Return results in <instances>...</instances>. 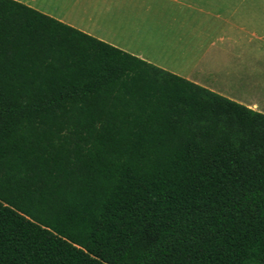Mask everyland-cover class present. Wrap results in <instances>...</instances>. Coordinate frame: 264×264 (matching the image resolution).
Masks as SVG:
<instances>
[{"label": "trees", "instance_id": "1", "mask_svg": "<svg viewBox=\"0 0 264 264\" xmlns=\"http://www.w3.org/2000/svg\"><path fill=\"white\" fill-rule=\"evenodd\" d=\"M0 264H264V114L0 0Z\"/></svg>", "mask_w": 264, "mask_h": 264}, {"label": "crops", "instance_id": "2", "mask_svg": "<svg viewBox=\"0 0 264 264\" xmlns=\"http://www.w3.org/2000/svg\"><path fill=\"white\" fill-rule=\"evenodd\" d=\"M14 1L264 114V23L237 27L205 0ZM203 15L227 27L208 35Z\"/></svg>", "mask_w": 264, "mask_h": 264}, {"label": "rangeland", "instance_id": "3", "mask_svg": "<svg viewBox=\"0 0 264 264\" xmlns=\"http://www.w3.org/2000/svg\"><path fill=\"white\" fill-rule=\"evenodd\" d=\"M212 2V5L210 4ZM204 9H211L212 13L219 12L222 15V18L226 20L229 19L232 23H234L237 27H246L251 30L259 29L260 24L264 23V0H205ZM209 8V9H207ZM210 11V10H209ZM210 11V12H211ZM188 12H191L188 10ZM211 16L203 15V25L204 31L211 29ZM189 19H195L194 17H189ZM198 21L200 20V15H197L196 18ZM210 23V28L206 29L208 24ZM223 23L220 21L217 22V26L212 28V30H208L211 34L216 31L220 26L223 28L227 27V24L222 25ZM221 28V27H220ZM150 56H156L161 54L162 56L165 53L161 52H150L148 53ZM261 97H264V92H257Z\"/></svg>", "mask_w": 264, "mask_h": 264}]
</instances>
